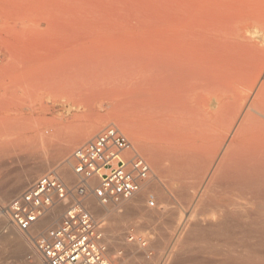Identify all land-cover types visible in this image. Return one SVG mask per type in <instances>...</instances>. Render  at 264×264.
Here are the masks:
<instances>
[{
  "label": "bare ground",
  "instance_id": "1",
  "mask_svg": "<svg viewBox=\"0 0 264 264\" xmlns=\"http://www.w3.org/2000/svg\"><path fill=\"white\" fill-rule=\"evenodd\" d=\"M166 10L172 14L182 13L191 18V22L197 20L200 23L199 29L192 33L184 30L189 35L182 29L177 32L176 34L183 32L186 35L182 34L179 39L176 37L177 41L184 39L196 42L199 38L216 41L224 38V43L232 40L231 46L229 44L232 47L233 43L238 45L235 41L239 40L244 41L247 46L240 43L246 49L251 48V51H243L244 54H253L252 49L262 47L260 43V47L255 45L258 40H252L253 35L247 38L237 30L224 36H215L209 25L213 21L227 18L239 21V24L240 21L247 20L248 23L253 20L259 26L264 25V0H183L181 7L166 5ZM181 20L183 21L182 18ZM259 31L264 39V28L260 27ZM166 36L168 37L167 34ZM174 37L170 38L173 40ZM164 41L166 44L169 40ZM168 45L166 47L171 49L172 44L169 42ZM180 45L182 46V42ZM239 45L238 49L240 47L241 51L242 46ZM166 47L163 46V49H167ZM212 48L216 49L210 47ZM257 49L254 50L258 51ZM194 50L197 49L190 50L193 52L191 54H182L185 53L183 50L180 54L170 51L169 54L164 53V56L160 54L165 51L160 54L157 52L159 55L155 52L150 58L158 57L152 60L149 76L140 82L134 81L132 87L127 86L132 80L127 82L125 75L110 79L115 91L119 84L122 85L118 88L121 91L119 103L124 104L126 98L129 100L131 97L129 103L132 106H124L133 109L130 113L135 116L137 124L142 125L144 121L148 124V128L144 129H147L151 141L142 149L149 159V171L154 176L151 181L148 177L143 180L140 190L130 198L110 201L103 206L92 196L86 200L87 209L95 218L102 220L104 242L109 252L115 253L117 248L124 249L123 257L119 255V264L121 257L123 264H154L155 259H158L155 255L164 251L169 241L159 236L143 237L140 232L149 230L157 235H165L175 229L173 224L180 212L179 207L182 206L185 210L190 209L184 213L197 209L201 214L208 213L211 216L207 218L200 215L197 218V213L193 214L196 219L192 220L190 213L180 227V234L183 236L180 237L183 243H180L185 246V243L196 242L198 245L197 264H264V65L257 61V56L263 55L264 51L255 52L258 53L257 56L253 54L244 58L242 51L238 57L232 55L234 49H231L232 54L226 53L227 51L217 52L206 59L205 56L194 53ZM235 51L237 54V49ZM54 83L52 62L42 56L0 57V137L3 138H0L3 140L0 142V151L15 153L25 150V154L38 159L23 175L15 179L11 177L13 180L6 188L0 185L1 203L20 194L37 175L48 171L52 166L53 171L56 170L54 172L63 176L67 183L74 182L76 177L71 170L72 160L69 156L65 166L63 157L74 145L90 138L99 128L101 119L87 124L70 137L38 131L34 141L20 143L24 133L18 116L20 113L13 109L15 104L23 98L27 99L33 91L51 89ZM211 118L213 124L217 122L227 127L224 129L226 132L223 131L228 137L219 136L221 139L215 147L213 144L216 141L213 144L210 142L215 136L212 134H216V124L212 127L213 124L208 120ZM120 127L130 131L127 124ZM138 127L136 125L134 128L135 132L139 131ZM223 133L220 131V134ZM220 134L218 132L214 140ZM10 137L15 142L5 143ZM197 139L199 142L209 140L210 143L198 145L194 143ZM26 158L24 160H28ZM175 183L177 186L174 187ZM164 188L171 190V197L164 194ZM149 194L155 199L153 208H149V203H146ZM63 208V204H55L27 231L16 229L7 212L0 210V264H45L36 249L35 239L60 222ZM162 219L167 220L162 223ZM131 228L143 238H132L133 241L127 239L126 235Z\"/></svg>",
  "mask_w": 264,
  "mask_h": 264
},
{
  "label": "rangeland",
  "instance_id": "2",
  "mask_svg": "<svg viewBox=\"0 0 264 264\" xmlns=\"http://www.w3.org/2000/svg\"><path fill=\"white\" fill-rule=\"evenodd\" d=\"M182 3L183 0H0V57L7 55L42 56L52 62L53 65V80H55L53 87L51 89L42 88L31 92L27 99H21L13 108L15 112L20 113L18 116L21 118L20 124L24 133L20 143L27 144L28 141H34L38 131L44 134L53 132V135L59 134L63 137H70L79 132L81 128L87 124L101 119L99 128L90 138L95 136L104 127L115 125L131 139L135 150L148 162L149 159L142 149L143 146L148 145L151 141L147 129H144L148 128L146 126L148 124L144 123L146 121L142 123L143 127L137 124L138 121L135 119V116L130 113L133 112V109L129 107L132 106L130 104V99L132 98L130 96V98L128 97L129 94L127 95L129 100L126 98L127 101L124 103L126 106L129 105V108L124 106L121 102V104L119 103V96L121 95L119 89L122 85L119 84L116 89L117 91H115V88L111 86L112 81H110V79L125 75L127 82L132 80L129 84L126 82L127 86L132 87V85L135 84L134 81L137 83L149 76L152 60L157 58V55H159L161 51L165 52H162L160 56H164L167 54L166 52L169 54L171 53L170 51H174L175 54H180L183 51L185 53L182 54H191L193 52L190 50L195 48L200 50H194V53H199L201 57L205 56L206 59L212 57V55L217 52L225 53L227 51L226 53L231 52L230 54H232L233 49L234 53L232 55H238V57L241 55V51H251V48H245L247 45L244 41L240 42H243L245 46L236 39L235 43L237 42L238 45L240 44L239 46H242L241 51L239 50L240 47L238 49V45H236V47L233 42V46L230 47L232 40H230V42L227 40L229 43L225 42L227 46L224 43V38H220L216 41H211L208 38H206L207 40L204 38L205 41H203V38H199L196 42L185 41L184 39L177 41V39L183 36L182 34L185 33L189 35L187 32L192 33L195 29L198 30L200 27V23H198L197 20V22H191V18L182 13L175 12L172 14L166 10V5L178 8L179 6L181 7ZM179 14H181V16ZM177 16L180 17L178 18ZM229 20L231 21L230 23L228 22ZM232 20L233 19L227 18L218 20V22L213 21L209 25L211 32L215 36H224V34L233 33L237 30L239 34L244 37L247 36V38H251V35H253L251 39L255 41L256 39L258 40L255 45L259 47L262 45L264 48V39L261 36V31H259L260 27L264 28L263 24L259 26V23L253 20H249L248 23L247 20L240 21V24L239 21H237V24L236 20H233V22ZM172 23L173 25L170 26ZM193 23H195L194 27L196 28L193 27ZM218 23L220 26L223 25L225 27L221 28L218 26ZM251 23L253 24L251 25ZM177 24L178 26H176ZM180 24H184L187 29H185L186 27H184V25L180 26ZM234 24H236V27ZM243 24H249L248 28L245 29L246 25ZM238 25L241 26L239 27ZM237 27L238 29H236ZM255 27H257L258 30ZM175 28L176 30H174ZM170 30L174 32L171 33L169 32ZM180 30L184 33H178L179 35L176 34ZM243 31L244 34L246 33L245 35ZM250 31L252 34H250ZM169 34L171 36H169ZM185 34L184 36H186ZM170 37H174V39L176 37L178 38L175 39L176 41L173 39V41ZM164 39L169 40L166 41V44L170 42V44H172L170 46L174 49H170V47L168 49L167 47L169 45L164 44ZM180 41L182 42V46L180 45ZM199 42L201 46L203 45V48L199 45ZM259 43L261 45H258ZM178 44L180 46H178ZM210 44H212V46H210ZM163 46L167 49H163ZM210 47L218 48L219 50L216 51V49L213 50V48L210 49ZM262 47L260 48L262 49ZM188 48L190 50H188ZM257 48L255 47L254 49L256 50ZM260 48L257 49L258 51L252 49L254 53H251L255 55L258 54L255 52L262 53L264 49L259 51ZM236 49L237 52L239 50L237 54H235ZM155 52L159 54L157 53V57L151 59L156 54ZM151 53L152 55H150ZM253 54H250V52L244 54L243 52L242 56L246 58ZM257 57L259 58L257 61L261 63V65H264V53ZM146 63L151 66L146 65V67ZM137 64L139 65L137 66ZM142 66L145 67L143 68ZM134 76L135 79L133 78ZM137 76L141 77L138 78ZM208 120L213 124L212 118ZM208 120L207 123H209ZM124 124H127L131 133L123 129V127H120V125L123 126ZM135 124L137 127L139 126V131L137 132H135L136 129H134L136 128ZM212 124L210 126H212ZM214 125L216 127V129L214 128L216 134H212V136H216L218 132L220 134V131L221 133L224 131L226 132L224 129H227V127L224 126V124L221 125L214 122L212 127H214ZM214 130L213 132H215ZM225 132L218 135L216 138L217 140H214L215 136H211L212 139H210V142L213 144L215 143L214 141H216V144H213L214 147L223 136L228 137ZM11 138L12 137L8 138L9 140L4 139L5 143L15 142V140H11ZM90 138L74 145L69 152L64 155L65 166H67V160L69 156L71 158L73 150ZM0 142H3V140L0 139ZM195 142L198 145H204L208 144L209 140L203 139L199 142V139H197L194 143ZM29 156L30 155L25 154V150L15 153L0 151V185L3 188H6L13 179L23 175L32 165L38 162V159L35 160V157L32 158L33 156H30L29 158ZM24 158L28 160H24ZM148 164L150 166L149 162ZM52 168L53 166L44 173L53 171ZM54 171L56 172V170ZM149 173L150 175L147 179L151 181L154 176L151 170ZM41 175H37L31 182ZM11 177L14 178L11 179ZM61 177L67 182L63 176ZM173 186H177V183L173 184ZM163 191L165 195L169 197L172 196L169 188H164ZM150 195L152 194L147 196V204L149 200H155L153 195ZM8 202L9 201L4 203L0 202V210L3 211ZM150 207H155V204L154 206H149V208ZM186 210L183 209V206L179 207L180 212L175 220V224H173L175 229L168 231V235L167 233L165 235L163 234L164 236L159 233V235H157V233L149 230H143V233L140 232L143 237L152 238L159 236L161 239L166 238L165 240L170 242L167 243L168 245L165 247L164 251L155 255L158 259H155L156 262H154V264L198 263V245H196V242L185 243V246L181 244L183 243L181 241L183 236L180 234V227L190 213L192 214V216L190 215L192 218L189 217L192 220L195 218L193 214L196 215L197 213V218L200 215H202V217L206 216L207 218L211 216L208 213L201 214L197 209H191V211L193 210L192 212L184 213ZM60 215L55 219L53 222L54 224L57 222L56 220L59 219ZM166 220L167 219H162L161 222L163 223ZM104 222V226H106V220ZM129 230L130 232L126 235L127 239L143 238L139 233H134L132 228ZM38 234H36V236ZM130 241H133V239ZM185 249L186 252L184 251ZM116 251L123 257L125 253L123 248H117ZM151 253L153 254L154 252L151 251ZM152 254H150V256H152ZM192 256L194 258H192ZM122 257L120 264H123L121 263Z\"/></svg>",
  "mask_w": 264,
  "mask_h": 264
},
{
  "label": "built area",
  "instance_id": "3",
  "mask_svg": "<svg viewBox=\"0 0 264 264\" xmlns=\"http://www.w3.org/2000/svg\"><path fill=\"white\" fill-rule=\"evenodd\" d=\"M71 160L74 182L46 172L4 210L16 229L27 231L55 204L64 205L60 222L35 239L45 264H119L120 253L109 252L104 242L102 220L85 203L90 196L101 206L132 197L148 177L149 164L115 125L104 127L75 148ZM148 203L154 205L153 200Z\"/></svg>",
  "mask_w": 264,
  "mask_h": 264
}]
</instances>
